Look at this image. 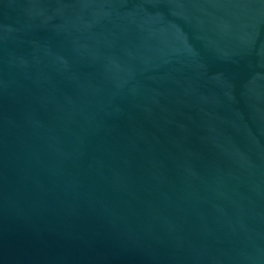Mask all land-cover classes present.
Wrapping results in <instances>:
<instances>
[{
  "label": "water",
  "instance_id": "obj_1",
  "mask_svg": "<svg viewBox=\"0 0 264 264\" xmlns=\"http://www.w3.org/2000/svg\"><path fill=\"white\" fill-rule=\"evenodd\" d=\"M0 264H264V0H0Z\"/></svg>",
  "mask_w": 264,
  "mask_h": 264
}]
</instances>
